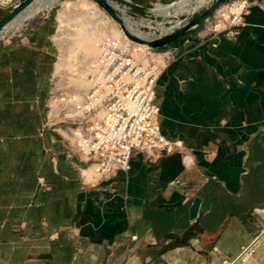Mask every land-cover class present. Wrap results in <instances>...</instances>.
I'll use <instances>...</instances> for the list:
<instances>
[{"label":"crops","instance_id":"0c3cea01","mask_svg":"<svg viewBox=\"0 0 264 264\" xmlns=\"http://www.w3.org/2000/svg\"><path fill=\"white\" fill-rule=\"evenodd\" d=\"M154 1L178 0H132ZM60 17L0 38V264H224L253 244L243 264H264V0L244 27L213 37L203 25L165 47L157 104L176 147L135 153L110 178L41 133L51 79L67 69L55 61Z\"/></svg>","mask_w":264,"mask_h":264},{"label":"built area","instance_id":"2783aa9c","mask_svg":"<svg viewBox=\"0 0 264 264\" xmlns=\"http://www.w3.org/2000/svg\"><path fill=\"white\" fill-rule=\"evenodd\" d=\"M20 1L0 0V7L11 9ZM260 2L262 0L229 1L204 23V30L217 37L232 28L244 27V17L251 6ZM157 5L165 4L157 1L154 9ZM124 8L127 10L126 6ZM127 17L135 20L137 16H132L127 10ZM151 28L154 29V26ZM155 32L146 34L152 37L162 33ZM171 62L172 53L169 50L135 43L124 33L120 36L113 33L101 35L98 54L87 72L88 85L85 89L64 93L58 98L49 97V114L52 108L54 112L51 118L48 114L41 133L50 128L51 120L59 119L55 133L83 159L88 168H96L100 178L129 172L135 153L151 157L174 151L176 144L164 135L159 122L156 91L161 75ZM183 162L186 168L194 164L187 154L183 155ZM254 212L263 214L264 208H255ZM259 233H264V227ZM136 241L138 236L132 235L131 242ZM127 248L130 249V245ZM254 253V244L242 247L237 258L224 264H243Z\"/></svg>","mask_w":264,"mask_h":264},{"label":"rangeland","instance_id":"374dc122","mask_svg":"<svg viewBox=\"0 0 264 264\" xmlns=\"http://www.w3.org/2000/svg\"><path fill=\"white\" fill-rule=\"evenodd\" d=\"M109 1L119 5L123 9H125L124 6H126L129 12L136 14L137 17H134L135 28L139 22L144 20L145 25H141L139 28L145 33H153V31H156L155 33L159 34L161 32L160 27L163 25L164 21H172L174 24L176 20L185 19L188 14V11H185L181 13L179 17L173 16L167 19L156 18L150 9L154 8L157 1L143 7L134 6L132 0ZM210 4H207V6ZM205 9L206 7L200 8L196 14H201ZM46 13L53 14L56 21L59 14L61 15L60 24H62V26L58 34H55L54 37L56 43L55 61L61 55L67 64V69L62 76L51 79L49 95L46 102L47 105L49 97L51 96L58 98L64 93H69L77 89H85L89 82V75H87V72L93 58L98 54V45L101 35L113 33L119 36V34L123 35V32L102 9L98 8L93 2L87 0H60L51 8L45 9L34 16L32 22ZM120 13L125 15L123 11H120ZM142 17L146 18V20L142 19ZM152 25L155 30L151 28ZM169 25L170 24L167 23V26ZM86 42L90 44V48L87 50L83 48L85 45H88ZM94 50H97V52H94ZM53 112L52 110L50 116H53ZM48 114L49 109L47 107L44 122L47 121ZM58 121L59 119H54L50 122V129L53 133H55Z\"/></svg>","mask_w":264,"mask_h":264},{"label":"water","instance_id":"95a60500","mask_svg":"<svg viewBox=\"0 0 264 264\" xmlns=\"http://www.w3.org/2000/svg\"><path fill=\"white\" fill-rule=\"evenodd\" d=\"M93 2L98 8L102 9L123 31L125 36L138 44L148 46L153 49H163L172 45L173 43L177 42L178 40L185 38L202 24L209 21L217 10L224 4L228 3V0H213L209 4V6L204 5L202 7H206L205 11L201 14H196L200 8H197L193 11H189L187 17L185 19L176 20L173 24L172 21L163 22V26L169 28L170 30L167 32H163L157 36H149L148 38L144 39L138 37L137 35L133 34L125 24V17L120 13V9L117 8L109 0H88ZM180 1V0H178ZM177 1V2H178ZM36 0H21L15 6H13L10 11L5 14L3 17L0 18V38L2 35L7 31V27L15 21L21 14H23L28 8H30ZM175 2V3H177ZM175 3L168 4L166 6L174 5ZM153 13L154 8L150 9ZM132 16H136V14L131 13ZM179 17V15H178ZM26 21V20H25ZM24 21V22H25ZM23 22V23H24ZM167 23L170 24L167 26ZM84 194L79 195V199L83 198ZM201 198L196 197L194 199V203L190 208V218L195 220L199 213Z\"/></svg>","mask_w":264,"mask_h":264},{"label":"bare ground","instance_id":"6f19581e","mask_svg":"<svg viewBox=\"0 0 264 264\" xmlns=\"http://www.w3.org/2000/svg\"><path fill=\"white\" fill-rule=\"evenodd\" d=\"M59 1L60 0H36V2L30 8H28L23 14H21L15 21H13L7 27V31H11V32L16 31L17 32V30L20 29V27L22 26V24L25 20L31 19L34 16H36L38 13H40L41 11L51 8L53 5H55ZM211 1H213V0H180L177 3H175L174 5H170V6L157 5L156 8L153 10V13L155 15H161V16L165 17V19H167V18H171L173 16H178L185 11H188V12L193 11L197 8H200L204 5L209 4ZM114 5H116L117 8H119L120 10H122L125 13V15H126L125 16V24H126L127 28L133 34L137 35L138 37L144 38V39L149 37L148 34L140 31V28H139L141 25H145L144 20L139 22L137 24V27L135 28L134 27V20L127 17V10L121 8L117 4H114ZM60 25H62V24H60ZM160 29L163 32H167L170 30L169 28L164 27L163 25H161ZM120 35L121 34H119V36ZM87 44L88 45H85L83 47L86 50L88 48H90V44L89 43H87ZM94 52H97V50H94ZM51 105L54 106V103H51ZM247 259H249V258H247Z\"/></svg>","mask_w":264,"mask_h":264},{"label":"trees","instance_id":"16d2710c","mask_svg":"<svg viewBox=\"0 0 264 264\" xmlns=\"http://www.w3.org/2000/svg\"><path fill=\"white\" fill-rule=\"evenodd\" d=\"M228 2H229V0H228ZM204 24H202L201 26H203ZM163 49H165V48H163ZM163 49H161V50H163Z\"/></svg>","mask_w":264,"mask_h":264}]
</instances>
